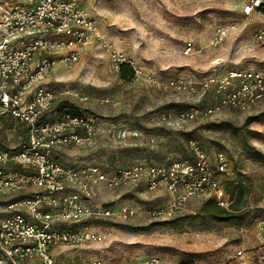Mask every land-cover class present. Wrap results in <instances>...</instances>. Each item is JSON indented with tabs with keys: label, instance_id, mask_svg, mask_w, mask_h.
<instances>
[{
	"label": "rangeland",
	"instance_id": "rangeland-1",
	"mask_svg": "<svg viewBox=\"0 0 264 264\" xmlns=\"http://www.w3.org/2000/svg\"><path fill=\"white\" fill-rule=\"evenodd\" d=\"M6 1L24 7L36 0L0 3ZM78 2L96 21L102 40L78 62L59 65L46 86L59 93L51 115H57L59 106L73 105L93 121L95 134L83 146L56 149L54 158L65 167L90 164L112 172L189 158L187 144L193 139L213 161L217 153H225L228 172L221 175L223 186L240 183L249 212L214 220L201 210L210 197L200 195L189 198L173 218H156L149 211L164 207L171 198L164 187L110 191L100 185L93 205L110 203L116 212L126 206L137 213L126 221L116 216L84 223L106 235L105 241L58 248L57 263L104 258L115 264H148L159 258L160 264H264V100L250 111L226 108L177 129L163 120L168 112L175 116L192 105H217L223 90L203 86L212 76L264 69V48L243 58L247 42L261 25L242 29L246 16L235 0ZM219 28L231 29L234 36L227 46L215 48L212 41ZM189 42L193 48L185 54ZM113 53L134 62L132 82L119 78ZM19 134L12 126H0V149L18 146ZM6 200L0 197V203Z\"/></svg>",
	"mask_w": 264,
	"mask_h": 264
},
{
	"label": "built area",
	"instance_id": "built-area-1",
	"mask_svg": "<svg viewBox=\"0 0 264 264\" xmlns=\"http://www.w3.org/2000/svg\"><path fill=\"white\" fill-rule=\"evenodd\" d=\"M235 1L242 4L248 24L261 25L244 48L246 58L264 48V0ZM232 35L231 29L219 28L212 46H227ZM100 40L96 21L78 0H36L24 7L0 3V126L20 131L18 146L0 149V197L7 198L0 203V264H58V248L105 241L106 235L84 223L116 216L126 221L137 211L121 206L116 212L110 203L93 205L100 185L110 191L164 187L171 198L164 207L149 211L156 218H173L189 198L200 195L214 197L225 209L231 205L221 181V175L228 172L227 156L219 152L213 161L193 139L187 144L192 158L141 163L112 172L90 164L65 167L54 158L58 148L92 141L95 126L85 115L62 114L49 120L60 99L46 83L59 65L78 62ZM192 48L187 43L185 54ZM111 56L117 69L129 63L136 70L125 55ZM210 85L223 90L221 101L214 106L192 105L175 116L168 112L163 120L171 129L226 108L250 111L264 100V69L212 76L203 83L204 88ZM160 262L153 258L148 264ZM68 264L115 263L95 258Z\"/></svg>",
	"mask_w": 264,
	"mask_h": 264
},
{
	"label": "trees",
	"instance_id": "trees-1",
	"mask_svg": "<svg viewBox=\"0 0 264 264\" xmlns=\"http://www.w3.org/2000/svg\"><path fill=\"white\" fill-rule=\"evenodd\" d=\"M118 75L122 81L132 82L135 79L136 70L129 63H121L118 68ZM64 110H66V112H63ZM57 111L60 113V115L71 114L83 116V114H80L77 108L73 107V105L67 106V108L59 106ZM58 112L57 115H59ZM55 118L56 116L49 114V120H54ZM189 158H192L191 153ZM260 160L262 163H264V157ZM224 188L231 201L229 209L219 206L217 200L214 197H210L206 202L203 203L201 208L202 213L206 217H210L219 221H226L245 216L249 211L244 205L246 198L244 188L240 183H235L232 181H229L227 186Z\"/></svg>",
	"mask_w": 264,
	"mask_h": 264
},
{
	"label": "crops",
	"instance_id": "crops-1",
	"mask_svg": "<svg viewBox=\"0 0 264 264\" xmlns=\"http://www.w3.org/2000/svg\"><path fill=\"white\" fill-rule=\"evenodd\" d=\"M252 24H256V23H252ZM259 24H260V23H259ZM248 25H250V24H248V23H247V24H244V23H243V26H244V27H246V26H248ZM243 26H242V27H243ZM233 36H234V35H232V38H231L232 40H233ZM249 56H250V55H249ZM249 56H247V57H249ZM247 57H246V58H247ZM241 58H242V57H241Z\"/></svg>",
	"mask_w": 264,
	"mask_h": 264
}]
</instances>
